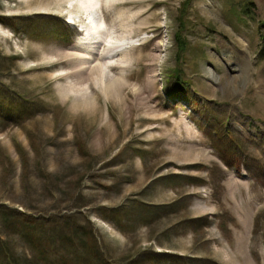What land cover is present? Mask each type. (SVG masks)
I'll use <instances>...</instances> for the list:
<instances>
[{"label": "rangeland", "instance_id": "374dc122", "mask_svg": "<svg viewBox=\"0 0 264 264\" xmlns=\"http://www.w3.org/2000/svg\"><path fill=\"white\" fill-rule=\"evenodd\" d=\"M181 8L193 101L167 74ZM263 20L264 0H0V264H264Z\"/></svg>", "mask_w": 264, "mask_h": 264}, {"label": "trees", "instance_id": "16d2710c", "mask_svg": "<svg viewBox=\"0 0 264 264\" xmlns=\"http://www.w3.org/2000/svg\"><path fill=\"white\" fill-rule=\"evenodd\" d=\"M243 12L245 14H251V11L248 8H244ZM177 19H178V23H179V30L176 32L175 34V41H176V51H175V62H176V68H174L173 70L167 72L169 78H170V84L172 81H174L175 85L174 88L172 89V92L177 93L178 91L181 92V94L185 95V97L188 100L193 101L194 97H192V95L189 93L188 88H189V83L188 80L186 78V74L184 72V70L181 68L182 64L184 63V61L186 60V53L189 51V49L191 47L187 46V37L186 35L183 33L182 29H185L187 27V20H189L187 18V14H186V10L181 8L178 15H177ZM262 25H264V20ZM264 38V36H263ZM261 57V59H264V49L263 47L259 50L258 53ZM193 99V100H192ZM194 103V102H193ZM197 110L199 112L203 113V108L201 106V104H195ZM207 120H209V118H206ZM228 135V139L231 140L232 138H230V134ZM3 206L0 205V208H2ZM9 218V215L5 216L3 221H7ZM9 221V220H8ZM27 224V223H26ZM33 224V223H32ZM29 225V223H28ZM8 240H4L2 238V234H0V250H1V254L4 258V256H7L6 249L8 248L7 243ZM9 258L10 264H12L11 262V258Z\"/></svg>", "mask_w": 264, "mask_h": 264}, {"label": "bare ground", "instance_id": "6f19581e", "mask_svg": "<svg viewBox=\"0 0 264 264\" xmlns=\"http://www.w3.org/2000/svg\"><path fill=\"white\" fill-rule=\"evenodd\" d=\"M87 2H88V1H87ZM88 4H89V3H88ZM81 5H82V4H81ZM85 5H87V4H85ZM83 6H84V5H83ZM95 6H96V3H93V4L90 3L87 7H91V8L93 9V7H95ZM85 8H86V7H85ZM92 9H90L91 11H90V10H89V11L86 10L87 12L84 11L85 13H88V15H86V21L88 20L87 22H89V24L95 25V26H94V29L97 31L98 24H96V21H95V19H94V15H93L94 12H92V11H93ZM94 14H95V13H94ZM84 15H85V14H84ZM84 26H85V25H84ZM80 28H81V27H80ZM80 28H78L80 32L85 31V30H84V27H83V29H82V28L80 29ZM91 28H92V27H91ZM98 30H99V29H98ZM90 32H92V31H90ZM86 33H87V32H86ZM95 33H97V32H95ZM95 33H94V34H95ZM88 34H89V33H88ZM87 56H88V55H87ZM82 58H83V57H82ZM89 58H90V56H89ZM89 58H87V59H89ZM109 85H110V84H109ZM109 85H108V86H109ZM108 86H107V90L110 88V87H108ZM112 87H113V86H112ZM113 88H114V87H113ZM115 88H116V87H115ZM111 90H112V89H111ZM108 91H109V90H108ZM245 225H246V224H245ZM238 248H239L238 250L240 251V250H241V249H240L241 246L239 245Z\"/></svg>", "mask_w": 264, "mask_h": 264}, {"label": "crops", "instance_id": "0c3cea01", "mask_svg": "<svg viewBox=\"0 0 264 264\" xmlns=\"http://www.w3.org/2000/svg\"><path fill=\"white\" fill-rule=\"evenodd\" d=\"M191 218H192V215H191Z\"/></svg>", "mask_w": 264, "mask_h": 264}]
</instances>
